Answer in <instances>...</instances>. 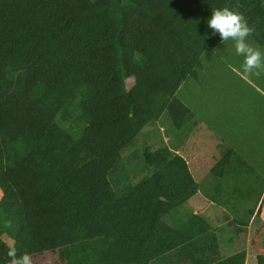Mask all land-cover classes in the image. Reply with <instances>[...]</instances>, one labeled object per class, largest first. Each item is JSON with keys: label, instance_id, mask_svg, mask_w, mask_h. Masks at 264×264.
<instances>
[{"label": "trees", "instance_id": "16d2710c", "mask_svg": "<svg viewBox=\"0 0 264 264\" xmlns=\"http://www.w3.org/2000/svg\"><path fill=\"white\" fill-rule=\"evenodd\" d=\"M262 1L0 0V264L11 248L56 253L61 264H160L173 253L245 264L244 252L217 258L198 215L135 231L120 204L133 187L113 177L145 125L167 112L182 127L179 88L201 81L202 54L220 43L206 25L211 10L242 13L264 46ZM232 152L211 174L246 165ZM173 158L163 148L147 166Z\"/></svg>", "mask_w": 264, "mask_h": 264}, {"label": "rangeland", "instance_id": "374dc122", "mask_svg": "<svg viewBox=\"0 0 264 264\" xmlns=\"http://www.w3.org/2000/svg\"><path fill=\"white\" fill-rule=\"evenodd\" d=\"M248 40L264 52V46H258L251 36ZM201 62V81L198 76L196 82L183 84L177 94L189 109L182 127L175 129L164 112L136 134L134 146L120 154L113 180L127 181L133 187L120 204L135 231L156 219L180 226L190 218L187 208L199 206L197 192L204 186L213 192L216 182L225 194L236 197L234 192L240 195L237 201L249 205L245 213H239L247 221L251 215L247 211L255 207L264 189V71L244 73L243 57L235 53L231 40L205 51ZM163 148L176 159L156 172L147 166V157ZM230 151L235 159L237 152L246 165L236 167L227 177L211 174ZM248 167L253 168L252 173ZM261 210L264 213V204ZM261 237L264 239V234ZM31 261L61 264L52 252L31 257Z\"/></svg>", "mask_w": 264, "mask_h": 264}, {"label": "crops", "instance_id": "0c3cea01", "mask_svg": "<svg viewBox=\"0 0 264 264\" xmlns=\"http://www.w3.org/2000/svg\"><path fill=\"white\" fill-rule=\"evenodd\" d=\"M197 193L201 197L200 202H197L199 206L187 209L191 211L190 217L198 215L209 223V234L216 237L217 258L223 259L244 252L245 264H257L259 257H263L264 263V239L261 237L264 234V213L261 210L264 204V189L255 207L247 211L251 214L247 221L241 218L239 213H245V207L249 205L243 200L237 201L240 195L237 196L234 192L236 197L225 194L221 190V184L216 182L213 192L207 191L204 186ZM166 262L188 264L182 262L174 253L167 257Z\"/></svg>", "mask_w": 264, "mask_h": 264}, {"label": "clouds", "instance_id": "9594fccd", "mask_svg": "<svg viewBox=\"0 0 264 264\" xmlns=\"http://www.w3.org/2000/svg\"><path fill=\"white\" fill-rule=\"evenodd\" d=\"M207 28L213 36L219 35L220 42L231 40L235 53L243 57L241 65L244 73H259L264 71V52L254 47L248 40L252 29L248 26L242 13L229 8L211 10L210 17L206 20ZM219 54L221 51L215 49ZM10 264H32L28 253L17 255V250L11 248L7 251Z\"/></svg>", "mask_w": 264, "mask_h": 264}]
</instances>
